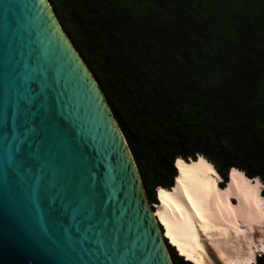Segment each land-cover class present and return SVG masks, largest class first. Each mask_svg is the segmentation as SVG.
Listing matches in <instances>:
<instances>
[{"label": "water", "instance_id": "1", "mask_svg": "<svg viewBox=\"0 0 264 264\" xmlns=\"http://www.w3.org/2000/svg\"><path fill=\"white\" fill-rule=\"evenodd\" d=\"M150 205L49 0H0V264H173Z\"/></svg>", "mask_w": 264, "mask_h": 264}, {"label": "trees", "instance_id": "2", "mask_svg": "<svg viewBox=\"0 0 264 264\" xmlns=\"http://www.w3.org/2000/svg\"><path fill=\"white\" fill-rule=\"evenodd\" d=\"M99 85L152 205L204 157L264 197V0H49ZM173 264H192L167 244ZM264 264V251L255 256Z\"/></svg>", "mask_w": 264, "mask_h": 264}, {"label": "bare ground", "instance_id": "3", "mask_svg": "<svg viewBox=\"0 0 264 264\" xmlns=\"http://www.w3.org/2000/svg\"><path fill=\"white\" fill-rule=\"evenodd\" d=\"M40 3L45 6V0ZM50 23L55 36L57 25ZM175 169L174 184L158 188L150 205L165 241L192 264H252L255 254L244 243L246 231L254 233L264 222L259 180L231 168L220 186L221 176L202 156L178 158ZM259 245L264 247L262 240Z\"/></svg>", "mask_w": 264, "mask_h": 264}, {"label": "rangeland", "instance_id": "4", "mask_svg": "<svg viewBox=\"0 0 264 264\" xmlns=\"http://www.w3.org/2000/svg\"><path fill=\"white\" fill-rule=\"evenodd\" d=\"M218 183H219L220 186H222L221 185V183H222L221 177H220V180L218 181ZM224 184H225V182H224ZM259 185H260V187H259L258 193L260 194V188L262 187V183L260 181H259ZM262 199L264 201V197H262ZM247 234H248V236H246L247 237L246 240L249 241V242L244 243V245H245V251L250 250L251 252H253L255 254V256L257 254L263 252L264 251V247H262L261 245H259V243H260L261 240L264 243V222L262 224H258V225H256L254 227V233L252 231H246V235ZM166 244H168V243L166 242ZM233 245H234L235 248H238L237 245H236V243L233 242ZM249 256H250V254L247 252V257H249ZM183 259H186V258L183 257ZM250 260H252V264H256L255 263V257L254 258H250Z\"/></svg>", "mask_w": 264, "mask_h": 264}]
</instances>
